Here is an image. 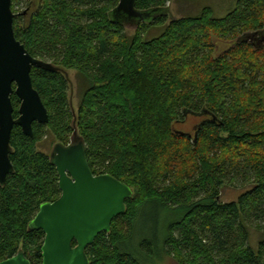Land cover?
Instances as JSON below:
<instances>
[{"label":"trees","instance_id":"1","mask_svg":"<svg viewBox=\"0 0 264 264\" xmlns=\"http://www.w3.org/2000/svg\"><path fill=\"white\" fill-rule=\"evenodd\" d=\"M20 1L11 0L12 12ZM170 1L135 0V7ZM34 3L26 22L14 18V36L58 69L31 70L47 124L33 123L31 138L12 129L13 174L0 186V262L21 250L30 264L42 263L44 235L28 224L60 196L49 156L35 149L50 130L63 145L76 132L92 174L110 175L133 193L110 232L86 249L89 264H160L165 257L264 264V42L252 40L264 32V0H237L223 18L208 11L160 16L132 36L109 19L118 0H27L26 7ZM216 39L235 42L216 55ZM64 70L82 79L76 114ZM11 103L17 118L14 95ZM189 116L202 118L194 136L175 128ZM223 186L244 192L221 203Z\"/></svg>","mask_w":264,"mask_h":264},{"label":"water","instance_id":"2","mask_svg":"<svg viewBox=\"0 0 264 264\" xmlns=\"http://www.w3.org/2000/svg\"><path fill=\"white\" fill-rule=\"evenodd\" d=\"M113 24L136 29L141 23L151 24L160 16L173 19L169 6L137 10L135 0H118L108 14ZM15 15L11 0H0V186L13 174L9 156L13 127L25 137L33 135L32 125H45L47 111L32 86L31 70L56 71L58 68L32 57L16 40L13 31ZM253 37V36H252ZM264 37H253L259 44ZM17 97V118L13 117L11 96ZM84 141L74 132L67 145L56 142L49 161L58 177L60 196L54 202L43 203L28 224L29 231L44 235L41 264H89L86 249L100 234L111 230L114 219L123 215L125 202L132 190L110 175H93L85 155ZM0 264H30L19 250Z\"/></svg>","mask_w":264,"mask_h":264},{"label":"rangeland","instance_id":"3","mask_svg":"<svg viewBox=\"0 0 264 264\" xmlns=\"http://www.w3.org/2000/svg\"><path fill=\"white\" fill-rule=\"evenodd\" d=\"M237 0H171L168 3L170 12L172 17L175 19L196 17L201 15L203 12L208 11L212 18H223L225 17L235 6ZM27 5V0H21L18 4L15 5L13 9V13L15 15L21 14ZM36 4H32L30 13L34 10ZM29 16V14H28ZM24 20L25 22L28 19ZM166 26L164 27H156L152 30L148 31V35L146 38H151L159 35ZM125 32L132 36L134 31L131 29H126ZM215 42L218 44V48L216 52L221 53L223 50L232 47L235 40L227 41L226 39H216ZM50 63V62H49ZM64 75L66 76L68 82V92H67V100L71 105L72 111L74 114L77 112V106L80 99V86L82 79L78 76L75 70H64ZM199 123L197 118L189 116L185 119L183 123L177 124L175 126L176 130L189 134L190 136L195 135V127ZM57 141L56 136L50 131L45 130L42 140L36 145V151L47 156L50 155L53 143ZM244 190L233 188L230 186H223L220 189V197L219 201L221 203H231L236 202L240 194H242ZM140 225V220L136 222V226ZM251 232V242L254 245L256 240L258 239V234L254 231ZM160 264H175L171 258L165 257L164 260Z\"/></svg>","mask_w":264,"mask_h":264},{"label":"flooded vegetation","instance_id":"4","mask_svg":"<svg viewBox=\"0 0 264 264\" xmlns=\"http://www.w3.org/2000/svg\"><path fill=\"white\" fill-rule=\"evenodd\" d=\"M31 6L32 5H28L26 8H25V10L21 13V14H18V15H15V17H17V16H21L22 17V19H23V21L27 18V16H28V14H29V16H28V18H30L31 17V13H30V11H31ZM25 22V21H24ZM255 35H257V37H260V36H262V37H264V32L263 33H255ZM262 42H264V39H263V41ZM36 59H38V58H36ZM38 60H40V59H38ZM40 61H42V62H44V63H48V64H50V65H52L51 63H49V62H45V61H43V60H40ZM53 66V65H52ZM55 67V66H54ZM68 81V80H67ZM198 120H199V123L202 121V118H200V117H196ZM198 123V124H199ZM197 124V125H198ZM196 125V126H197ZM196 128V127H195ZM59 198V197H58ZM57 198V199H58ZM56 199V200H57ZM54 202V201H53Z\"/></svg>","mask_w":264,"mask_h":264}]
</instances>
